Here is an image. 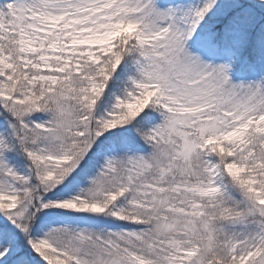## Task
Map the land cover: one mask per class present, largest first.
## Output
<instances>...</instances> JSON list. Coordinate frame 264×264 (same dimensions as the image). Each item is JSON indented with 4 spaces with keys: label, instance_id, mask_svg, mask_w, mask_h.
Here are the masks:
<instances>
[{
    "label": "snow or ice",
    "instance_id": "6c2138e0",
    "mask_svg": "<svg viewBox=\"0 0 264 264\" xmlns=\"http://www.w3.org/2000/svg\"><path fill=\"white\" fill-rule=\"evenodd\" d=\"M264 0H0V264H264Z\"/></svg>",
    "mask_w": 264,
    "mask_h": 264
},
{
    "label": "rangeland",
    "instance_id": "374dc122",
    "mask_svg": "<svg viewBox=\"0 0 264 264\" xmlns=\"http://www.w3.org/2000/svg\"><path fill=\"white\" fill-rule=\"evenodd\" d=\"M247 58L249 64L253 63V58L248 52L240 54L239 59H230L227 56H220L214 59L213 63H227L228 75L232 83H248L260 79L264 74L262 70L257 66L255 68L249 67L244 64V59Z\"/></svg>",
    "mask_w": 264,
    "mask_h": 264
}]
</instances>
